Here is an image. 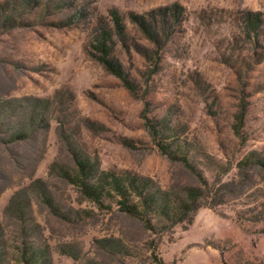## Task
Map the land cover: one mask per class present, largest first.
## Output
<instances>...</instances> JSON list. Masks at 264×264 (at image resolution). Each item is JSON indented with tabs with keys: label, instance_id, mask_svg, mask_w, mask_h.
<instances>
[{
	"label": "rangeland",
	"instance_id": "374dc122",
	"mask_svg": "<svg viewBox=\"0 0 264 264\" xmlns=\"http://www.w3.org/2000/svg\"><path fill=\"white\" fill-rule=\"evenodd\" d=\"M172 5L178 14L160 10ZM102 30L123 78L97 58ZM34 99L37 121L11 136ZM2 101L13 103L0 111L6 262L26 245L46 250L44 264H264V169L242 164L264 153V0H0ZM73 150L174 197L198 188L200 205L165 227L116 198L92 201L63 174L76 169ZM18 190L22 219L6 210Z\"/></svg>",
	"mask_w": 264,
	"mask_h": 264
},
{
	"label": "trees",
	"instance_id": "16d2710c",
	"mask_svg": "<svg viewBox=\"0 0 264 264\" xmlns=\"http://www.w3.org/2000/svg\"><path fill=\"white\" fill-rule=\"evenodd\" d=\"M178 14L176 5L160 8L161 11L168 9ZM252 18H248V24L252 28L258 26V13H252ZM112 18L116 26L118 33H121L122 24L120 18L115 11L112 12ZM138 20L147 34L148 38L155 40L156 29H152V23L150 20H144L142 17H138ZM110 35L108 31L102 30L101 34L95 37V49L100 52L98 60L102 62L106 68L123 78L120 67L112 62L109 58V52L111 51ZM129 85V84H128ZM39 99L30 101L25 108H27L28 117L24 121H16V124L11 131V136H25L27 134V127L29 123L37 121L35 108L38 107ZM21 103V101H19ZM10 101L0 102V111L8 110L12 107ZM30 121V122H28ZM150 132L153 136H156L158 130L152 125L150 126ZM158 141V140H156ZM160 149L166 153L167 146L162 140L158 141ZM74 160L76 163V169L74 173H69L67 169H64L63 174L67 177L71 183L75 184L82 194L97 203L102 204L107 198L114 199L117 204L120 205L122 211L140 218L149 225L150 220L154 219L165 227H171L173 224L189 221L192 213L200 205L199 197L201 196L200 190L195 187H188L185 190L184 195L171 196L169 191L163 190L154 185L153 180L150 177L141 176L137 173L130 171L117 172L112 169H99L95 161H90L88 157H84L80 152L74 151ZM173 158H180L182 161L186 160L184 155H177L173 152H169ZM257 162L264 169V153L250 152L248 156L243 159L242 164H249ZM40 183L39 180L36 184ZM39 185V184H38ZM43 196L46 198L49 204H52L49 193L43 191ZM25 190H18L10 197L7 209L10 213H14L15 219H22L24 214V207L27 202ZM4 244L0 240V264H11L5 261L3 247ZM44 257H46V250L40 247L24 246L20 252L19 264H44ZM156 264H163L159 258H154Z\"/></svg>",
	"mask_w": 264,
	"mask_h": 264
}]
</instances>
